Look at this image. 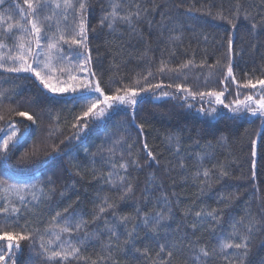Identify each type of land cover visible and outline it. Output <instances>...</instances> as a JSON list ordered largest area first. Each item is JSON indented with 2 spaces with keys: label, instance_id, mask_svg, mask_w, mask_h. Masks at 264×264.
<instances>
[{
  "label": "snow or ice",
  "instance_id": "obj_1",
  "mask_svg": "<svg viewBox=\"0 0 264 264\" xmlns=\"http://www.w3.org/2000/svg\"><path fill=\"white\" fill-rule=\"evenodd\" d=\"M259 5L257 8L249 0H232L225 8L223 2L217 6L213 0H203L200 7H196L195 4H186L185 0H177L176 8L184 7L187 13L196 11L230 25L231 31L226 41V75L222 82L245 89H257L259 86L258 91L245 94L242 99L237 92L233 102L225 103L227 87L219 91H193L183 83L168 84L167 88L174 86L184 93L183 100L188 108L192 107L191 103H187L189 97H199L201 100L207 97L209 105H223L234 114L248 113L260 118L264 127V72L259 76L245 72L248 78L238 81L232 63L233 34L238 30L241 19L247 22L245 31L250 30L253 35L258 29L264 30V0H259ZM97 7L99 12L93 24L90 17ZM156 14L159 21L155 20ZM173 19L170 10L160 0H22V3L20 0H0V80L11 82L14 91L18 87L15 84L17 79L34 77L42 86L40 95L44 96V101L73 94L70 102L80 108L72 124L77 130L75 139H79V133L90 124L110 119L123 109L132 110L134 122L138 97L151 89H160L162 84L149 81V77L153 76L150 67L146 74L137 72L133 78L126 79L120 74L125 62L126 44L132 40L142 42L144 47L138 58L148 66L149 53L153 51L150 42L153 31L157 33L158 45L167 31V43L160 49L159 73H183L185 69L203 67L206 63V60H202L197 64L193 56L172 66V58L176 55L175 42H182L183 36L182 30L177 34L178 24L169 26L168 21ZM145 27L148 37L145 36ZM98 30H106L111 37L105 40V46H111L113 57L110 69H115L114 74L119 76L117 86L108 92L102 87L103 65L98 59L94 60L91 47V34ZM204 39H208L207 35H204ZM96 56H99L98 50ZM220 63L218 59L216 64L209 67L214 68ZM183 74L187 78V74ZM169 96L177 98L175 94L163 91L159 95L153 94V99ZM5 98L11 99V93L6 96L4 91H0V101ZM44 101L37 96L30 103L34 107H42ZM198 111L213 117L217 109L201 107ZM9 112L32 124L37 123V115L30 114L28 110L10 107ZM4 119V115L0 114V120ZM120 126L123 127V122ZM137 127V135L142 137L145 124ZM27 130L28 126L25 125L24 131ZM0 132H4L0 142V242H3L0 243V264H120L118 254L125 253L129 246L139 254L135 258L137 264L141 259L147 264H256L252 259L253 250L258 239L264 245V216L252 213L249 206L243 216L226 218L224 208L229 207L236 198L233 193L222 192L217 207H185L182 210L184 217H191L187 224L190 232L175 235L169 231V221L174 217V201L161 190L163 185L158 182L159 178L150 172L137 194L139 173L144 165L152 167L161 163L160 155L149 146L146 138L141 141L140 148L136 147V141L127 143L114 139L107 148L101 146L100 152L107 155L101 154L99 162L94 158L98 153L92 154L88 171L93 179L102 182V188L97 192L90 216L78 213L69 203L66 207L58 206L50 211L48 219L44 221L39 210L53 199L55 187L52 177L47 182H41L36 177L10 175L7 161L19 142L20 128L17 123L9 121L7 130L0 128ZM166 140L172 155L176 157L173 168L181 171L184 183L196 185L200 194L230 175L223 162L217 161L211 167L206 165L212 155L211 141L202 146V151L195 153L193 167L188 170L179 136L168 135ZM223 140L221 137L217 143L222 146ZM196 143L199 144V141ZM141 151L144 153L143 163ZM39 155L40 152L33 147L21 154L18 163L31 164ZM251 155V179L255 181V140L252 141ZM73 168L76 175H81L78 165H73ZM104 186L108 191L115 190L117 198L109 196ZM66 191H61L59 195L63 198ZM176 195L172 193V196ZM129 200L135 202L131 214L118 215L111 211L112 219H109L106 214L110 210L117 208L119 202ZM221 203L223 207H220ZM29 216L32 218L29 219ZM174 231L179 232L180 229ZM141 232L147 240L143 248L136 246ZM205 232L210 234L209 239L203 238ZM25 249L28 252L26 258ZM258 264H264V257L260 258Z\"/></svg>",
  "mask_w": 264,
  "mask_h": 264
},
{
  "label": "trees",
  "instance_id": "obj_2",
  "mask_svg": "<svg viewBox=\"0 0 264 264\" xmlns=\"http://www.w3.org/2000/svg\"><path fill=\"white\" fill-rule=\"evenodd\" d=\"M20 2L22 3V0ZM160 2L167 6V10H170V14L174 18L168 21L169 26L176 23L179 25L177 34L179 31H183L182 42H175L176 55L172 58V66L178 65L183 60L193 56L197 64L202 60H206V63L203 67H191L183 70V73L187 74V78L183 73H159L157 66L161 55L160 49L167 43V31H165L164 38L159 45L157 44V33L153 31L150 37L153 51L149 53L150 65L148 66L138 58L140 51L143 50V43L132 40L130 44H126L125 62L120 68V74L126 79L133 78L137 72L146 74L150 67L153 76L149 77V81L162 84L160 89H151L138 97L139 103L135 109L136 119L134 122L132 121V110L123 109L121 106L123 110L117 115L90 124L87 129L79 133L80 138L75 139L74 133L77 130L72 127V124L75 122V117L79 114L80 108L79 105L70 102V97L73 94L44 101V96L40 95L42 86L39 85L38 81H35L34 77L17 79L15 84L18 87L14 91L11 82L5 83L0 80V91H4L6 96L11 93V99L5 98L0 101V114L5 117L4 120H0V128L7 130L9 121L17 123L20 128L19 142L7 161L10 175L25 178L36 177L41 182H47L48 178L52 177L55 193L52 200L40 207L39 212L42 220L48 219L50 211L56 210L58 206L66 207L69 203L78 213L90 216L97 199V192L101 191L102 188V182L93 179L88 171L93 160L92 154L98 153L94 158L99 162L101 154L107 155L106 152H100L101 146L107 148L114 139H122L127 143L136 141V147L140 148L144 138L147 139L149 146L160 155L161 163L159 166L153 164L152 167L144 165L139 173L137 194L139 195V189L143 188L150 172L159 178L158 182L163 185L161 190L174 201V217L169 221V231L173 234L180 235L184 231L190 232L187 224L191 217L187 219L184 217L182 210L185 207L192 205L195 207H217V201L222 192L233 193L236 197L231 201L229 207L224 208L226 218L228 216L237 218L243 216L245 209L249 206L252 213L264 216V211H262L264 209V127L261 125L260 118L245 112L234 114L229 109L224 108L223 105H209L207 97L203 100L199 97L196 99L189 97L187 103H191L192 107L188 108L183 100L184 93L177 91L174 86L172 88L166 87L168 84L175 85L177 83H183L186 87L192 88L193 91H219L227 87L225 103L233 102L237 92L240 93L242 99L243 95L258 91L259 86L257 89H245L238 88L233 83L226 85L222 82L226 75L225 65L228 60L226 41L228 33L231 31L230 25L226 21L213 19L196 11L187 13L184 7L176 8L177 0H160ZM202 2L203 0H185L186 4H195L196 7H200ZM221 2L225 8H228L232 0H213L217 6ZM249 2L255 3L257 8L260 7L259 0H249ZM98 12L99 8L97 7L90 17L93 24H95ZM155 20L159 21L158 14L155 15ZM246 28H248L247 22L241 19L238 30L233 34L232 63L238 81L248 78L245 76V72L254 73L256 76L264 72V30L258 29L253 35L250 30L245 31ZM204 35H207V40L204 39ZM145 36L148 37L146 27ZM106 39H111L106 30L103 32L98 30L97 33L91 34L94 60L98 59L103 65L102 87L108 92L110 88L117 86L119 76L114 74L115 69H110L113 52L110 50L111 46H105ZM125 40L127 41V37ZM96 50L99 51L98 57ZM165 58H167V53H165ZM218 59L221 61L220 64L214 68L209 67V65L216 64ZM20 75L27 76L28 74ZM142 83L145 82L142 81ZM43 91L46 93V90ZM163 91L175 94L177 98L173 99L169 96L153 99V94L159 95ZM37 96L44 101L42 107H34L30 103ZM47 96L51 97V94H47ZM10 107L28 110L30 114L35 113L38 117L37 123L32 124L31 121L16 116L14 112L10 113ZM201 107H215L217 111L213 117H209L198 111ZM121 122H123V127L120 126ZM81 123L83 122L81 121ZM141 123L145 124L144 135L138 137L137 125ZM25 125L28 126L26 132L24 131ZM168 135L179 136L188 170L193 167L195 153L202 151V146L211 141L212 155L206 161V165L211 167L217 161L223 162L230 175L214 183L205 193L200 194L196 185L190 182L184 183L181 179V171L173 168L176 157L172 155L167 145L166 138ZM3 136L4 132H0V142H2ZM221 137L224 138L222 146L217 143L221 141ZM253 140L257 142L255 181L251 179ZM196 141H199V144ZM33 147L40 152L38 158L31 164L18 163L21 154ZM54 148L55 151H53ZM140 155L143 163L144 153L141 151ZM73 165L79 166L81 175H76ZM97 167H99V163ZM65 189L67 191L62 198L59 193ZM104 190L113 199L117 198L115 190L108 191L106 186H104ZM173 192L177 195L172 196ZM177 200L179 201L178 204L175 203ZM134 206L135 202L132 200L119 202L117 208L110 210L106 215L112 219L111 211H115L118 215L131 214ZM220 207H223L222 203ZM28 218L31 219L32 217L29 216ZM177 228L180 229L179 232L174 231ZM197 235L200 236L201 233L198 232ZM140 237L136 241V246L143 248L147 240L143 232L140 233ZM203 238L209 239L210 234L203 233ZM255 245L252 259L258 264L260 258L264 257V245L260 244L259 239L255 241ZM27 255L28 252L25 249L24 257L26 258ZM118 255L120 264H137L135 258L139 254L135 253L131 246L125 253ZM140 264H147V262L141 259Z\"/></svg>",
  "mask_w": 264,
  "mask_h": 264
},
{
  "label": "rangeland",
  "instance_id": "obj_3",
  "mask_svg": "<svg viewBox=\"0 0 264 264\" xmlns=\"http://www.w3.org/2000/svg\"><path fill=\"white\" fill-rule=\"evenodd\" d=\"M96 95H98V94H96ZM101 107H103V105H101Z\"/></svg>",
  "mask_w": 264,
  "mask_h": 264
}]
</instances>
